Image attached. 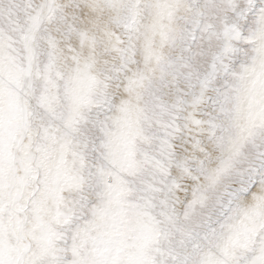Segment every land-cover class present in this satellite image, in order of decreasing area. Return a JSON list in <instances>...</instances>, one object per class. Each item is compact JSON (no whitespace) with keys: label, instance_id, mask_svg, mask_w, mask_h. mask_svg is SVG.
<instances>
[{"label":"clouds","instance_id":"obj_1","mask_svg":"<svg viewBox=\"0 0 264 264\" xmlns=\"http://www.w3.org/2000/svg\"><path fill=\"white\" fill-rule=\"evenodd\" d=\"M264 264V0H0V264Z\"/></svg>","mask_w":264,"mask_h":264},{"label":"snow or ice","instance_id":"obj_2","mask_svg":"<svg viewBox=\"0 0 264 264\" xmlns=\"http://www.w3.org/2000/svg\"><path fill=\"white\" fill-rule=\"evenodd\" d=\"M74 264H75V262H74Z\"/></svg>","mask_w":264,"mask_h":264}]
</instances>
